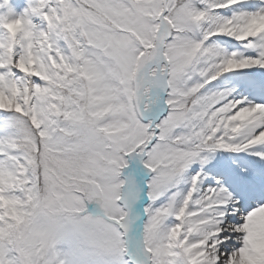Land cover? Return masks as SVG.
I'll return each mask as SVG.
<instances>
[{"label":"snow or ice","instance_id":"obj_1","mask_svg":"<svg viewBox=\"0 0 264 264\" xmlns=\"http://www.w3.org/2000/svg\"><path fill=\"white\" fill-rule=\"evenodd\" d=\"M0 264H264V0H0Z\"/></svg>","mask_w":264,"mask_h":264}]
</instances>
